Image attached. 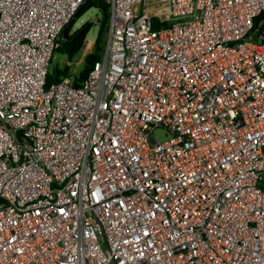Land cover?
<instances>
[{"label":"built area","instance_id":"built-area-1","mask_svg":"<svg viewBox=\"0 0 264 264\" xmlns=\"http://www.w3.org/2000/svg\"><path fill=\"white\" fill-rule=\"evenodd\" d=\"M85 1L0 0V264H264V0H105L47 86Z\"/></svg>","mask_w":264,"mask_h":264},{"label":"trees","instance_id":"trees-1","mask_svg":"<svg viewBox=\"0 0 264 264\" xmlns=\"http://www.w3.org/2000/svg\"><path fill=\"white\" fill-rule=\"evenodd\" d=\"M92 7L99 8L102 14L95 40V50L85 55L83 65L77 73L72 71L70 65L60 66L54 62V58H51V64L49 65L47 72V86L62 80L66 76H72L75 85L80 84L87 77L94 63L101 58L106 46L108 22L110 17V3L105 0H86L80 6L74 19L65 27L61 35L60 44L55 49L53 56L56 53H59L66 55L69 59H72L78 52L82 50L87 35L93 27L92 22L87 21L80 25V27H77L72 31L71 29L73 28V24ZM168 24V21L160 23L159 20H156L155 27Z\"/></svg>","mask_w":264,"mask_h":264},{"label":"rangeland","instance_id":"rangeland-1","mask_svg":"<svg viewBox=\"0 0 264 264\" xmlns=\"http://www.w3.org/2000/svg\"><path fill=\"white\" fill-rule=\"evenodd\" d=\"M155 3L159 4V2L161 0H154ZM156 4H153L152 7H154ZM94 17H98L101 18L102 14H101V10L97 7H92L90 8L88 11H86L74 24H73V28L71 29L74 30L77 27H80V25H82L85 22H92ZM93 27L92 29L89 31L84 47L82 48V50L80 52H78L72 59H69L66 55L64 54H59L56 53L54 56L52 55V58H54V62L56 64H59L60 66H64V65H70L71 69L74 73H77L84 62V57L87 53L92 52L95 50V40H96V36H97V32L99 29V24L92 22ZM90 40L92 41L90 43ZM51 64V62H50Z\"/></svg>","mask_w":264,"mask_h":264},{"label":"bare ground","instance_id":"bare-ground-1","mask_svg":"<svg viewBox=\"0 0 264 264\" xmlns=\"http://www.w3.org/2000/svg\"><path fill=\"white\" fill-rule=\"evenodd\" d=\"M92 41L90 40V43H91Z\"/></svg>","mask_w":264,"mask_h":264},{"label":"water","instance_id":"water-1","mask_svg":"<svg viewBox=\"0 0 264 264\" xmlns=\"http://www.w3.org/2000/svg\"><path fill=\"white\" fill-rule=\"evenodd\" d=\"M166 136V135H165Z\"/></svg>","mask_w":264,"mask_h":264}]
</instances>
